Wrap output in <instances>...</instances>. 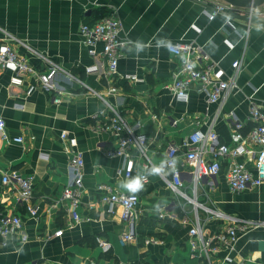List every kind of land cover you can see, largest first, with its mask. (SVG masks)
Masks as SVG:
<instances>
[{
	"label": "crops",
	"instance_id": "crops-1",
	"mask_svg": "<svg viewBox=\"0 0 264 264\" xmlns=\"http://www.w3.org/2000/svg\"><path fill=\"white\" fill-rule=\"evenodd\" d=\"M218 1L222 2L0 0V44L6 35L13 36L23 43L16 45L18 53L28 57L37 72L47 74L51 64L58 68L48 90L34 76H20L22 83L16 84L11 70H0V118L8 138L0 136V170L16 169L31 177L38 206L36 217L28 216L16 203L13 189L0 186V218L18 214L23 223L20 234L0 238V264H264V184L231 192L226 182L228 161L223 159L211 187L208 179L197 183L195 198L200 205L248 222L238 232L232 252L222 249L206 262L190 256L188 231L195 220L184 223V216L192 219L197 215L205 236L224 230L228 220L184 204L166 182L164 152L170 144L179 146L194 129H211L221 143L230 144L233 122H241L247 131L252 127L247 120L250 108L264 110V27L231 13L209 20L205 11H211ZM111 13L121 21V37L128 43L117 74L108 77L101 44L90 55L79 28ZM178 42L200 46L227 74L232 71L231 63L241 60L236 86L226 97L210 103L194 85L184 102L163 88L179 65L166 45ZM92 66L98 70L87 73L86 68ZM132 74L143 82L125 78ZM81 82L103 96L131 126L139 124L136 131L148 138L152 164L163 168L162 177L149 174V182L136 192V239L125 245L120 243L126 230L121 208L113 206L109 212L99 202L96 186L108 184L129 192L121 184L136 175L125 178L126 161L107 156L115 139L109 132L94 129L109 115L107 104ZM110 86L116 87V94H108ZM30 87L33 90L28 93ZM54 98L60 101L55 103ZM63 132L76 140V147L61 138ZM18 137L23 138L22 143L13 141ZM76 152L84 161L77 223L59 200L68 163ZM133 160L137 166V158ZM240 160L249 169L253 167L250 154ZM180 169L185 191L193 197L191 168L184 164ZM58 230L62 234L56 237ZM149 237L162 243L145 244ZM226 257L229 259L224 261Z\"/></svg>",
	"mask_w": 264,
	"mask_h": 264
},
{
	"label": "built area",
	"instance_id": "built-area-1",
	"mask_svg": "<svg viewBox=\"0 0 264 264\" xmlns=\"http://www.w3.org/2000/svg\"><path fill=\"white\" fill-rule=\"evenodd\" d=\"M209 20H213L218 14H234L236 16L247 18L257 17L264 22V8L245 9L236 8L223 2H213L211 11H205ZM228 21V19H227ZM250 24V21H249ZM122 24L119 18L114 14L101 16L93 24H82L79 28V35L83 44L87 47L90 55H95L97 45L101 44V54L105 63L106 76L113 77L118 71V62L124 56L123 50L127 46V40L121 37ZM23 43L13 37L6 35L4 41L0 44V70H11L16 77L13 81L21 84L20 76L31 75L37 78L38 82L46 89L53 87L51 78L58 69L53 64L50 65V71L47 74L37 72L29 63L28 57L18 53L16 45ZM233 47L232 45L229 46ZM167 51L179 59V65L172 74L171 81L163 88L169 91L174 98L186 102L191 88L196 85L199 93H204L210 103H215L221 98L226 97L236 86V78L241 67V60H235L231 63V73L227 74L218 67L217 62H212L209 56L200 46L193 43L178 42L166 45ZM37 57L41 58L35 51L31 50ZM215 67L217 69L215 70ZM98 70L96 67L86 68L87 73ZM128 81L142 83L143 79L136 74L126 75ZM83 86H87L81 82ZM91 95L98 96L105 100L103 96L97 94L94 90L87 88ZM33 90L30 87L28 93ZM108 94H116V87L110 86ZM55 103L60 98H54ZM109 115L104 122H99L95 126L96 132H109L115 139L113 149L106 152L108 157L122 158L126 161V168L123 175L130 178L132 175L140 176L143 185L149 182L150 169L154 167L148 153V138L137 133L138 123L131 126L121 113L105 100ZM247 120L252 127L245 131L241 122L234 121L230 130V144H223L218 136L211 129L202 131L194 129L186 139L179 145L170 144L164 152L165 168L168 170L166 182L170 190L176 197L182 199L184 204H192L195 209L202 208L209 211L217 218L228 220L227 226L221 232L210 236H205L200 229L198 216L192 219L184 216V223L188 220H195L190 226L188 234V246L190 256L211 262L222 249L229 252L234 250L238 240V232L247 227L248 222L228 217L221 212L213 211L200 205L195 198L196 185L203 179L210 180L211 187L213 179L218 175L221 169L220 159L228 161L226 171V182L228 188L233 193L244 192L249 189L259 188L264 184V110L257 106H252L249 110ZM4 121L0 118V136L3 140L8 139L4 132ZM61 138L66 140L72 148L77 146L74 138H68L63 132ZM22 143L23 138L18 137L13 140ZM135 152V155H134ZM250 154L253 159V167L249 169L244 162L240 160L244 155ZM137 158V166L134 162ZM186 164L191 168L190 175L193 184V197L186 193L185 184L182 178L181 166ZM83 167L84 161L80 152L74 153L68 163L67 182L60 193V201L65 204L66 210L77 223L81 217L78 213V207L83 196ZM121 173V172H119ZM162 177V172L158 174ZM0 186L9 187L15 193L16 203L23 207L25 213L30 217H36L38 206L33 197V180L25 176L16 169L0 170ZM96 191L99 194V202L108 207L112 212L113 206L121 208V220L126 226L120 238V243L125 245L136 239V210L139 204V196L133 192H120L108 184H98ZM196 222V223H195ZM190 224V223H189ZM23 223L20 215L9 214L0 218V238L6 239L9 235L22 231ZM62 230L54 233L59 237ZM25 237L22 235V241ZM145 244H161L158 239L149 237L145 239ZM226 257L223 260L226 261ZM131 264V263H125ZM223 264V263H222Z\"/></svg>",
	"mask_w": 264,
	"mask_h": 264
},
{
	"label": "water",
	"instance_id": "water-1",
	"mask_svg": "<svg viewBox=\"0 0 264 264\" xmlns=\"http://www.w3.org/2000/svg\"><path fill=\"white\" fill-rule=\"evenodd\" d=\"M226 4H229L236 8H245V9H258L264 6V0H220ZM234 15V14H233ZM247 21L256 23L264 27V22L259 20L257 17H252L250 20L244 18Z\"/></svg>",
	"mask_w": 264,
	"mask_h": 264
},
{
	"label": "clouds",
	"instance_id": "clouds-1",
	"mask_svg": "<svg viewBox=\"0 0 264 264\" xmlns=\"http://www.w3.org/2000/svg\"><path fill=\"white\" fill-rule=\"evenodd\" d=\"M140 50H143L142 48ZM163 171L162 167L154 166L150 169L149 174H160ZM121 187L128 189L130 192L136 193L143 188L142 179L140 176H137L132 181L125 182L121 184Z\"/></svg>",
	"mask_w": 264,
	"mask_h": 264
}]
</instances>
